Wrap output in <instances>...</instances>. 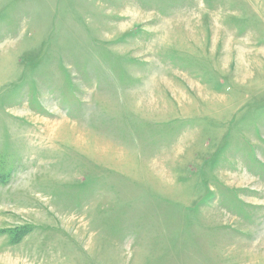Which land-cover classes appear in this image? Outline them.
Returning a JSON list of instances; mask_svg holds the SVG:
<instances>
[{
  "label": "rangeland",
  "instance_id": "obj_1",
  "mask_svg": "<svg viewBox=\"0 0 264 264\" xmlns=\"http://www.w3.org/2000/svg\"><path fill=\"white\" fill-rule=\"evenodd\" d=\"M0 264H264V0H0Z\"/></svg>",
  "mask_w": 264,
  "mask_h": 264
}]
</instances>
